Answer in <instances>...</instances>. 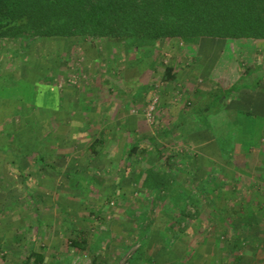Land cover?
Masks as SVG:
<instances>
[{
	"label": "rangeland",
	"instance_id": "obj_1",
	"mask_svg": "<svg viewBox=\"0 0 264 264\" xmlns=\"http://www.w3.org/2000/svg\"><path fill=\"white\" fill-rule=\"evenodd\" d=\"M0 42V264H264V39Z\"/></svg>",
	"mask_w": 264,
	"mask_h": 264
},
{
	"label": "trees",
	"instance_id": "obj_2",
	"mask_svg": "<svg viewBox=\"0 0 264 264\" xmlns=\"http://www.w3.org/2000/svg\"><path fill=\"white\" fill-rule=\"evenodd\" d=\"M26 35L132 40L139 46L160 39L186 44L203 38L263 40L264 0H0V41ZM244 88L250 87L235 84L227 92ZM70 245L81 251L87 248L80 239ZM31 259L40 263L44 256L33 250L25 264Z\"/></svg>",
	"mask_w": 264,
	"mask_h": 264
},
{
	"label": "crops",
	"instance_id": "obj_3",
	"mask_svg": "<svg viewBox=\"0 0 264 264\" xmlns=\"http://www.w3.org/2000/svg\"><path fill=\"white\" fill-rule=\"evenodd\" d=\"M239 82L240 81H237L233 85L239 84ZM241 84H247V83H241ZM247 86H249L250 88L240 89L238 92V97L240 100H242L239 110L242 111L243 117H249V116L251 117L252 115L264 116V79L263 78L261 79V77H256L252 82V84H247ZM239 122H240L239 120L236 121V124L238 125L241 124L244 127L247 126L246 120H244V118L242 123ZM249 126H252V131L255 129L253 128L254 126H256L258 131H264L262 125L256 123L255 121L252 122ZM243 131L247 132V129H244Z\"/></svg>",
	"mask_w": 264,
	"mask_h": 264
}]
</instances>
